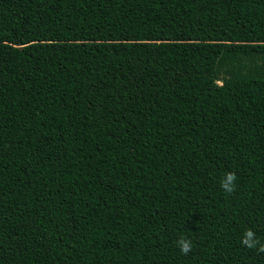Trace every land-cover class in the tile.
Returning <instances> with one entry per match:
<instances>
[{
    "label": "trees",
    "instance_id": "trees-1",
    "mask_svg": "<svg viewBox=\"0 0 264 264\" xmlns=\"http://www.w3.org/2000/svg\"><path fill=\"white\" fill-rule=\"evenodd\" d=\"M247 230L264 0H0V264H264Z\"/></svg>",
    "mask_w": 264,
    "mask_h": 264
},
{
    "label": "clouds",
    "instance_id": "clouds-1",
    "mask_svg": "<svg viewBox=\"0 0 264 264\" xmlns=\"http://www.w3.org/2000/svg\"><path fill=\"white\" fill-rule=\"evenodd\" d=\"M237 179L235 173H228L227 174V180L232 181V186H229L227 184L221 183V187L226 190L227 192L231 193L234 191V182ZM246 238L242 241V243L248 247V248H256L258 252H264V244H260V241H258L255 238V234L251 230H247L245 234ZM257 244H260V246L257 248ZM178 247L180 249V252L184 255H187L188 252L192 250V242L190 240L181 238L178 241Z\"/></svg>",
    "mask_w": 264,
    "mask_h": 264
}]
</instances>
